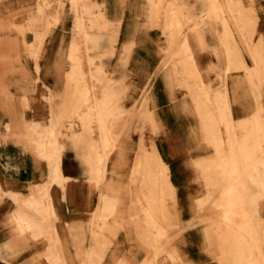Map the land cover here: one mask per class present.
<instances>
[{
    "label": "crops",
    "instance_id": "crops-1",
    "mask_svg": "<svg viewBox=\"0 0 264 264\" xmlns=\"http://www.w3.org/2000/svg\"><path fill=\"white\" fill-rule=\"evenodd\" d=\"M167 1L83 0L91 16L78 24L65 1L54 25L40 22L35 33L25 32L24 43L40 53L23 59L32 71L22 117L42 129L51 120L62 123L55 137L59 178L47 188L48 219L8 195L28 199L48 181V165L17 140L16 101L8 110L0 103V264H81L82 253L89 264H218V253L230 252L224 239L231 236L259 240L264 248V195L256 196L264 187V144H256L258 121L264 124V89L256 78L263 73L249 54L258 42L264 48V0H216L212 6L176 0L167 20L183 28L177 36L176 29L163 31L157 9ZM37 4L0 0V42L22 44L5 24L18 25L17 15ZM199 17L200 27L189 31ZM81 28L89 29V45L96 48L88 60L104 64V75L95 76L101 85L94 91L87 85L95 99L105 94L104 105L78 106L67 81L70 56L84 60L70 55ZM4 78L16 84L15 74ZM75 109L83 126L73 119L68 130L63 118ZM117 110L123 114L114 121ZM98 111L104 134L96 129ZM151 151L166 165L173 198H164L166 215L154 203L157 213L149 222L155 228L147 230L143 157ZM231 154L235 164L228 174ZM227 189L234 193L230 199L221 196ZM102 196L114 198L111 212L100 213ZM12 219L29 229L19 231ZM210 237L221 249L208 247Z\"/></svg>",
    "mask_w": 264,
    "mask_h": 264
},
{
    "label": "rangeland",
    "instance_id": "rangeland-1",
    "mask_svg": "<svg viewBox=\"0 0 264 264\" xmlns=\"http://www.w3.org/2000/svg\"><path fill=\"white\" fill-rule=\"evenodd\" d=\"M68 2V10L70 11V14L72 13L73 16H75L76 23L83 22H89L90 14L89 10L90 7L87 5H84L82 2L83 0H38V4L35 7H28L24 10L27 11V13H21L20 15H17V18H20L21 20H18V25L10 24L13 22H8L5 24V26L8 28L6 32H15L17 34V38H20V42H22L21 45L19 43L17 45H12L8 42V40H1L0 42V103L2 108L9 109L10 104H12V100L16 101V107H17V140L19 143H22L23 145L27 146L30 151L35 150L36 153L42 158H44L47 161L48 165V181H46L44 184L37 186L28 196V199L23 200L22 198L18 197L16 194H10L14 202H21L25 204L28 207H31L34 209V211L39 212L41 214V218H49L52 214L50 204L48 201V194H47V188L48 186L53 183L57 182L59 178L58 170H57V147H56V139L55 137L58 135V130L62 128V123L60 124L57 121H50V127L42 129L39 125H27L22 117L23 110L27 106V99H28V89L30 88V76H31V67L29 62L24 61L25 55L28 58L35 59L37 55L40 53V47L36 45H26L23 40V36L25 32L29 33H35L34 27L36 24L43 22L44 27H51L54 25L58 20V12L63 10V2ZM152 2V0H149ZM207 1V0H206ZM216 0H208V5L212 6L214 5ZM227 4V3H226ZM180 5H182L180 3ZM161 5H158L160 7ZM176 0H169L165 3L163 7L158 8V11H161L163 19H165V25L163 27V31L169 32L171 29H176V36L180 33V31L183 29L179 25H174V21H168L167 19H171L172 16H174V8H176ZM178 7V6H177ZM182 7V6H181ZM180 7V8H181ZM156 10V11H157ZM26 16V20H23V18ZM207 16V15H206ZM211 15L208 14L207 19L217 21V17L212 18ZM23 17V18H22ZM197 24H194L193 27H189V31H196V28L202 24V20ZM191 22L190 19H185L184 24ZM182 24V26L184 25ZM1 27H4V24L1 23ZM79 27V25H76ZM11 27V29L9 28ZM10 29V30H9ZM49 32V30H46V32ZM45 32V31H44ZM77 37L80 40V44L72 46L70 48V55L74 54L80 57L81 61H75L74 59L76 57L70 56L71 60L69 62H66V67L70 69L68 80L72 82V86L74 88L75 95V102L78 106H89V105H104L106 102L105 94H100V99H95L94 95L89 94V90L87 89V85L91 83L90 87H92V91H94L95 86L101 85V81H99L98 77H95L98 74H103V68L104 64L102 62H94L93 60L89 61L90 54H94L96 48L89 45L88 37L89 29L87 28H81V30L77 31ZM19 42V40H18ZM69 52V51H68ZM249 54L254 60V65L256 68H260L263 73L262 78H256V83L258 86H263L264 89V48L262 47L261 43L258 42L253 47L249 48ZM17 60H15V58ZM102 57V56H100ZM24 59V60H23ZM73 59V60H72ZM35 64V63H34ZM241 68L246 69L243 63L240 65ZM34 69H37L34 67ZM227 69V68H226ZM15 71V72H14ZM73 71H80L79 77H73L74 72ZM84 71V73L82 72ZM91 72V73H90ZM16 75V84H11V86L8 84V78L5 79L4 77L6 75ZM92 74V75H91ZM254 80V79H253ZM68 85L69 82H68ZM13 86L16 87V94L12 93ZM11 87V89H10ZM11 90V92H10ZM73 97V95H72ZM74 99V97L72 98ZM47 102L52 101L53 98L51 96L46 98ZM73 102V101H72ZM77 106V108H78ZM122 112L119 110L114 112L113 119L116 121V119L121 120ZM97 126L96 129L101 131V133H105L106 127L104 122V114L101 111H98L97 114ZM55 119V118H54ZM73 119H76L81 126H83V122L81 118L77 115V109L72 110L69 114H67L63 120L64 122L68 123L67 129L71 130ZM257 125V132L261 133V136L258 135L256 144H264V128L262 126L264 125ZM264 127V126H263ZM115 125L113 126V131L115 132V129H118ZM230 128H232L230 126ZM4 129L7 134L12 132V129L5 125ZM258 141V142H257ZM260 149V146H258ZM264 152V149L263 151ZM33 153V151H32ZM228 161V170L227 173L233 172L231 169V166L235 164L234 157L230 156ZM144 161V181L148 183L147 188L144 191V199H145V208H144V215L147 220L146 222V229H153L154 224L150 223V215L157 213V205L154 204L155 202H158L160 212L164 215L168 214L166 207L164 205V198L169 199V197L172 199V189L169 185L168 179H167V168L166 165L159 160L157 155L154 151H151L150 153L146 152L144 153L143 157ZM214 183L213 185H215ZM152 187V188H151ZM154 187H164L165 189H153ZM215 190V187L214 189ZM230 194H234L233 190H225L223 191L221 196H225L226 198H229ZM264 195V187L261 189V191H256V196ZM167 195V196H165ZM165 196V197H164ZM230 199V198H229ZM168 201V200H166ZM45 202V205H44ZM114 198L107 199L106 197L102 196L100 197V204H99V211L102 213L103 211L111 212L112 208L114 206ZM229 202V210L232 209L231 204L232 202L228 200ZM43 204V206H40L41 211H39L38 205ZM201 206V203H199V206ZM216 203L213 204L211 207L213 210H216L219 208ZM224 207V206H223ZM225 208V207H224ZM223 209V208H222ZM38 210V211H37ZM108 217V216H107ZM105 217H103L104 219ZM13 223L15 225L19 226V231H23L24 228H27L28 225L25 223L24 228L22 227V222L18 220H13ZM45 225V223H43ZM52 228L51 223H48V227ZM44 228H46L44 226ZM230 230H232V227H229ZM214 233V232H212ZM163 236V235H159ZM160 239L159 237H155L154 240L157 242V240ZM208 241V239H206ZM216 237H210L208 241V247L209 248H219L221 247L219 245H216L215 242H217ZM228 250L230 252L228 253H218L217 256L220 257L216 258V261L218 264H264V248L261 250L259 247V240L258 245L256 243V239L250 238H238V237H228L224 239ZM249 240L251 241V245L249 243ZM213 242V243H212ZM264 245V240H263ZM218 244V243H217ZM244 247V248H243ZM93 259H95V255L93 254ZM89 254L88 253H82L81 254V264H89ZM95 264V263H93Z\"/></svg>",
    "mask_w": 264,
    "mask_h": 264
}]
</instances>
